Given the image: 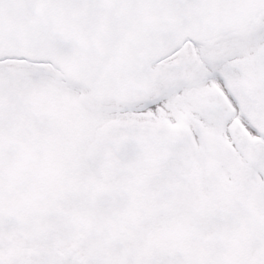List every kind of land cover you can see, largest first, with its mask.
Instances as JSON below:
<instances>
[{
	"label": "snow or ice",
	"instance_id": "6c2138e0",
	"mask_svg": "<svg viewBox=\"0 0 264 264\" xmlns=\"http://www.w3.org/2000/svg\"><path fill=\"white\" fill-rule=\"evenodd\" d=\"M0 264H264V0H0Z\"/></svg>",
	"mask_w": 264,
	"mask_h": 264
}]
</instances>
